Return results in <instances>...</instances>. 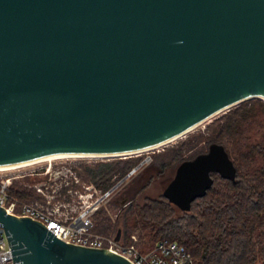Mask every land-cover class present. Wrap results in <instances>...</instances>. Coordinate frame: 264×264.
Returning <instances> with one entry per match:
<instances>
[{"label":"water","instance_id":"obj_1","mask_svg":"<svg viewBox=\"0 0 264 264\" xmlns=\"http://www.w3.org/2000/svg\"><path fill=\"white\" fill-rule=\"evenodd\" d=\"M252 98L264 100V0H0V165L151 147ZM213 172L237 179L217 142L163 194L190 210ZM0 223L16 264H135L2 205Z\"/></svg>","mask_w":264,"mask_h":264},{"label":"trees","instance_id":"obj_2","mask_svg":"<svg viewBox=\"0 0 264 264\" xmlns=\"http://www.w3.org/2000/svg\"><path fill=\"white\" fill-rule=\"evenodd\" d=\"M263 115L262 98L246 100L212 120L205 131L160 151L153 164L159 170L149 180L208 151L214 142L225 145L237 167V179L233 181L213 172L214 183L207 194L196 198L190 210L181 209V214L164 194L158 198L147 196L139 202L137 196L147 189L151 183L148 181L124 206L119 226L124 237L130 238L137 232L139 242H149L148 235L158 241L177 240L192 253L196 264H264ZM187 151L189 154L185 155ZM138 157L134 154L81 162L75 166L76 175L60 177L65 184L55 200L70 202L79 193L82 186L77 175L81 182L93 183L103 192L109 190L144 159ZM30 180L28 176L15 180L9 188L11 199L47 204V198L29 186ZM118 221L100 208L94 214V229L111 235Z\"/></svg>","mask_w":264,"mask_h":264},{"label":"built area","instance_id":"obj_3","mask_svg":"<svg viewBox=\"0 0 264 264\" xmlns=\"http://www.w3.org/2000/svg\"><path fill=\"white\" fill-rule=\"evenodd\" d=\"M149 159H145L144 163L148 162ZM138 169L134 168L129 176ZM43 173H51V169L48 168ZM68 174L70 172L62 175ZM121 183L117 182L112 188L104 192L94 184L87 185L88 195L83 196L80 200L77 199L78 202L73 204L61 200L56 201V193L53 200L45 196L47 204H39L38 202H22L18 199H11L9 188L13 184V178L7 177L0 181V205L4 206L9 213L41 220L56 237L66 242L107 248L126 256L135 264H196L192 253L177 240L161 239L153 250L145 254L138 247L140 239L136 233L128 238L129 241L123 234L121 239L117 241L115 239L116 233L108 236L93 229L95 225L94 214L113 195ZM36 188L39 192L44 191L42 187L37 186ZM67 203L69 205L67 207L72 209L63 213ZM77 203L79 204L77 205ZM0 264H16L9 235L2 223H0Z\"/></svg>","mask_w":264,"mask_h":264},{"label":"rangeland","instance_id":"obj_4","mask_svg":"<svg viewBox=\"0 0 264 264\" xmlns=\"http://www.w3.org/2000/svg\"><path fill=\"white\" fill-rule=\"evenodd\" d=\"M235 106L236 105L221 111L220 113L216 114L215 116L203 122L201 125L197 126V128H194V130L192 129L191 131L187 132L184 136L177 138L176 140H174L173 142H170L169 144H166V145H163L158 148L151 149V150H148L142 153L135 154L137 156H140L138 158H141V159L144 158L143 160L147 158H150V159L148 162L144 163V165H142L135 173L129 176L127 180L122 182L118 186V188L114 191L113 195L110 198H108L101 207V208H104L114 220L118 221V218H119L118 226H116L114 230L115 233H117V231L119 230V226L122 224L123 209H124V206L126 205V203L124 204L123 201L126 200V202H128V200L134 196L135 192H137V189H139V187L142 186L143 184H146L148 181H151V183L148 185L145 191L138 194L137 196L138 201L142 202L144 198L147 196L158 198L163 194L164 188L167 186L169 181L174 177L178 166L169 167L168 169L165 170V172L162 175L160 176L156 175L157 177H154V179L149 180L150 175L155 174V172L159 170V168H156L153 166L156 155H158L160 151L164 150L168 146L169 147L178 146L179 144H181L182 141H184L187 138V136L190 137L200 131H205L208 124L212 120L225 114L226 112H228L230 109L234 108ZM262 117L264 118V115ZM188 154H189V151L185 153V155H188ZM107 158H111V157L57 158V159L48 160V161H41V162L34 163L31 165H27V166H22L18 168L7 169V170H1L0 171V181L3 178L11 177L13 178V182H14L15 180H23L25 179V177L28 176L31 178V180L28 182L29 186H33L34 188H36L37 186L42 187L44 191L39 192L37 190V192L53 200L55 198V193H57L62 188V186L65 184L63 180L60 178L62 174L70 172L71 175L72 174L76 175L77 172L75 170V166H78L81 162L91 163L96 160L107 159ZM48 168L51 169V173H48V174L43 173ZM77 177H78L77 182L81 184L82 189L79 191L78 194L75 193L73 195V198L70 201L72 204L74 202L76 203L77 199L80 200L83 198V196L86 197L89 193L86 186L93 184V183L81 182L78 175ZM78 204L79 203H77V205ZM67 206H69L68 203L67 205H65L63 213L67 212V210L72 209ZM75 206H72V207H75ZM178 213L180 214L182 213V210L179 208H178ZM93 220H94V216H93ZM135 233L137 234V232ZM104 235H108V234H104ZM148 239L150 240L149 242L148 241L138 242L139 249L145 254L153 250L156 247V244L158 242V239H155L151 235H148ZM127 241H129L128 238H127Z\"/></svg>","mask_w":264,"mask_h":264},{"label":"bare ground","instance_id":"obj_5","mask_svg":"<svg viewBox=\"0 0 264 264\" xmlns=\"http://www.w3.org/2000/svg\"><path fill=\"white\" fill-rule=\"evenodd\" d=\"M205 122V121H203ZM203 122L195 125L194 127H192L191 129L177 135L174 136L162 143H159L157 145L151 146V147H147V148H143V149H138V150H134V151H130L127 153H122V154H86V153H59V154H53V155H49V156H45V157H40L37 159H33V160H29V161H24V162H19V163H14V164H8V165H0V171L1 170H7V169H12V168H18V167H22V166H27V165H31L34 163H38L41 161H48V160H53V159H57V158H103V157H115V156H125V155H134V154H138V153H142L151 149H155L158 148L160 146L169 144L170 142H173L174 140H176L177 138H180L181 136H184L187 132L191 131L192 129L194 130V128H197V126L201 125Z\"/></svg>","mask_w":264,"mask_h":264}]
</instances>
